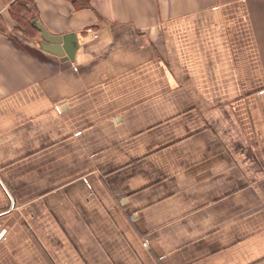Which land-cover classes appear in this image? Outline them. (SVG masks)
Listing matches in <instances>:
<instances>
[{
	"label": "crops",
	"instance_id": "1",
	"mask_svg": "<svg viewBox=\"0 0 264 264\" xmlns=\"http://www.w3.org/2000/svg\"><path fill=\"white\" fill-rule=\"evenodd\" d=\"M0 0V264H264V0Z\"/></svg>",
	"mask_w": 264,
	"mask_h": 264
},
{
	"label": "trees",
	"instance_id": "2",
	"mask_svg": "<svg viewBox=\"0 0 264 264\" xmlns=\"http://www.w3.org/2000/svg\"><path fill=\"white\" fill-rule=\"evenodd\" d=\"M10 2L9 14L15 21L17 27L27 36H38L40 30L36 25V8L28 0H4ZM78 10L91 9L94 0H69Z\"/></svg>",
	"mask_w": 264,
	"mask_h": 264
},
{
	"label": "water",
	"instance_id": "3",
	"mask_svg": "<svg viewBox=\"0 0 264 264\" xmlns=\"http://www.w3.org/2000/svg\"><path fill=\"white\" fill-rule=\"evenodd\" d=\"M42 35V48L50 53H53L64 60L75 59L77 52V34L68 33L65 35H53L39 21L35 22Z\"/></svg>",
	"mask_w": 264,
	"mask_h": 264
}]
</instances>
